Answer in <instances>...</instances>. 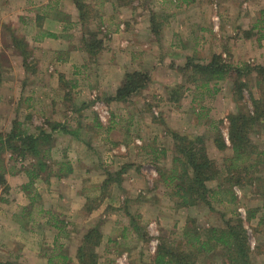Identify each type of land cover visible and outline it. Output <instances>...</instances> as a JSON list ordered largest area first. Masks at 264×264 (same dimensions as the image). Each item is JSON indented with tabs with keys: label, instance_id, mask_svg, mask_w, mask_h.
<instances>
[{
	"label": "rangeland",
	"instance_id": "1",
	"mask_svg": "<svg viewBox=\"0 0 264 264\" xmlns=\"http://www.w3.org/2000/svg\"><path fill=\"white\" fill-rule=\"evenodd\" d=\"M77 1L82 6L81 21L88 28L84 41L89 43V56L84 68L85 74L82 73L86 77L83 94L85 99L91 89L98 87L100 72L103 77L109 70H103L96 60L99 51L107 48L104 46L105 42L109 43L111 40L104 37V33L100 37L89 31L94 29L91 25L99 17L104 18L105 13H109V8L112 10L109 14L114 19L113 24L117 20H128L124 23H127L130 47L117 51V57L123 64L121 68H126L128 58L132 55L136 60L131 64L144 62L142 69L136 71L147 73L150 81L129 103L107 104L104 100L108 97H102L99 89H95L97 96L94 99L84 102L87 109L92 108L96 114L88 111L89 124L95 128L98 123L101 129L96 131L90 128V131L97 134V138L93 136L89 140V143L96 144L95 148H89V152L105 175V181L99 190L89 189V198L82 214L69 222L73 241L65 240L64 243L57 244L54 250L43 248L44 254L48 251L52 256L51 261H44V264H81L78 250L83 247L84 242L83 239L80 242L79 237L82 233L85 236L91 231L99 238L94 241L96 245L88 247L85 253L95 257L84 259V264H152L157 246L162 241L187 254L195 264H229L220 246L210 253L196 252L190 247L189 234L184 235V231L185 228L189 232L196 229L202 241H205L211 236V230L224 231L227 226L238 228L239 225L249 242V264H264V118L248 129L251 143L263 155L257 158L252 155L249 159L243 157L236 164L232 163L237 169L231 171V176L234 180L241 181L238 185L226 181L228 172L225 170L229 164L227 161L233 158L226 117L230 114L252 116L251 98L258 101L264 97V81L261 78L259 80L256 72V68L264 66V24L260 23L261 20L264 23V0L123 1L121 7L125 11L111 9L109 4H102V0H89V3L75 0ZM131 9L134 14L133 21L130 22L127 13ZM80 11L78 10L79 13ZM136 23L138 29L135 28ZM1 27L4 44L0 48V70L2 68L1 71H4V77L14 78L8 66L16 55L13 48L20 49L23 60L29 64L33 53L26 43H17L21 38L15 35V22ZM113 46L114 49L117 48V45ZM134 50L139 54L138 57ZM213 56L221 57V63L233 69L246 71L245 68L248 67V71L239 78L246 86L242 91L243 100H236L234 97V74L201 87L200 84L187 82L191 71L187 70L183 75L178 71L187 58H192L196 64L205 65ZM146 66L148 68L143 69ZM29 67L24 69L29 70ZM124 68L121 69L124 74L135 71ZM114 70L113 67L112 72ZM123 78L124 75L122 80ZM179 87L181 91L176 92L178 95L170 94L168 89ZM177 98L180 100L176 101ZM5 101L2 103L4 108L15 112L11 105L15 102L13 97ZM92 103L95 104L91 106ZM105 104L110 106L105 107ZM107 128L112 131L107 130V133ZM40 131L44 132L37 126V129L30 127L25 132L36 136ZM113 131L117 132V139L114 138ZM173 133L186 138V143L193 142L195 138L202 139L199 147H203L206 158L214 164V178L204 183L207 205L202 202L189 207L176 205L177 199L173 195L175 183L168 185L166 182L172 169L182 173L180 164H173V159L177 157ZM218 133L226 144L223 150H219L213 143ZM0 135L5 137L8 134L0 127ZM122 140L128 144L123 146L125 151L119 145H122ZM52 145L51 139L46 146L48 152L38 157V160L48 166L45 171L40 172L43 175L56 165L50 155ZM10 155V152H4L0 157V176L6 184L7 171L14 176L15 173L29 169L37 161L31 156L20 160L15 154L12 157ZM124 170L125 176H121ZM131 175L140 176V182L136 183L138 185L135 189H123L125 179ZM92 182L89 180V184ZM3 186H0V191L7 193L3 192ZM15 186L17 185L11 189L16 190ZM35 188L32 183L28 190ZM8 189L11 190L9 186ZM215 234L218 235L219 232ZM2 247L4 246L0 244V264L9 263L3 255L5 248ZM70 250L76 255L73 259L65 256Z\"/></svg>",
	"mask_w": 264,
	"mask_h": 264
},
{
	"label": "crops",
	"instance_id": "2",
	"mask_svg": "<svg viewBox=\"0 0 264 264\" xmlns=\"http://www.w3.org/2000/svg\"><path fill=\"white\" fill-rule=\"evenodd\" d=\"M84 1L89 3V0ZM138 1L132 0L133 3ZM102 2L105 6L109 4L111 9L126 10L117 5V0ZM111 11L109 8V13ZM109 13L107 11L104 18L99 17L97 22L91 25L93 30L89 29L100 37L104 33L103 36L111 40L109 43L105 42L104 46L107 48L99 51L96 60L103 70L109 69L103 77L100 72L98 87L95 88L102 92V97H112L119 87L124 75V66L121 68L123 64L117 57V51L130 47L127 23H124L128 20H117L118 22L113 24L114 19ZM133 14V9L127 13L130 22L133 21ZM82 17L83 14L78 12L75 0H0V48H3L4 44L1 26L15 22V35L21 38V41L16 38L17 43H26L33 53L29 64L23 60L21 50L11 46L16 55L8 66L14 78L4 77V71H1L2 68L0 70V127L9 134L13 121H16L24 132L30 127L37 129V126H40L53 140L50 155L56 163L47 174L39 173L38 178L32 182L36 188L27 191L22 189V185L28 183L25 171L15 173L14 176L9 175L10 171H7L5 178L10 189L14 185L17 186L16 190L11 189L7 193L0 191V244L5 248L4 257L10 261L5 262L6 264H29V261L30 264L49 263L52 256L48 251L44 254L43 248L54 250L57 244L64 243L65 240L73 241L69 222H73L75 217L82 214L89 198V189L99 190L105 181V175L99 170L97 161L92 158L89 150L95 148V142L89 143V140L93 136L97 138V134L90 131L93 127L88 121V111L90 114H96L92 108L89 107L88 110L84 102L94 99L97 91L91 89L86 99L83 95L86 80L83 74L89 52L84 41L88 28L83 25ZM135 28L138 29V23ZM115 41L119 42L115 44ZM113 45H117V48L114 49ZM134 54L139 56L135 50ZM128 60L124 69L139 71L144 66V62L131 64L136 60L132 55ZM27 66H30L29 70L24 69ZM113 67L115 72H112ZM147 68L148 66L143 69ZM12 97L15 102L11 105L15 112L5 109L2 104ZM99 129L97 123L93 130ZM105 130L107 133L112 131L110 128ZM113 132L114 138L117 139V132ZM121 143L120 148L125 151L123 146L128 144L123 140ZM125 172L124 170L121 176H125ZM139 177L129 176L122 188L135 189L138 185L136 183L140 182ZM89 180L93 182L89 184ZM83 236L84 233L79 237L80 242ZM62 247L64 249V245ZM65 256L71 259L76 257L72 250ZM59 258L65 259L61 256ZM26 260L29 261L24 262Z\"/></svg>",
	"mask_w": 264,
	"mask_h": 264
},
{
	"label": "trees",
	"instance_id": "3",
	"mask_svg": "<svg viewBox=\"0 0 264 264\" xmlns=\"http://www.w3.org/2000/svg\"><path fill=\"white\" fill-rule=\"evenodd\" d=\"M123 1L132 2V0H117V5L121 6V2ZM75 4H77V9L80 11L82 8L81 4L78 1ZM260 23L264 24L263 20ZM87 45L89 46V43ZM220 59L221 57L213 56L205 65H199L194 63L192 58H187L184 65L178 68V71L181 75L185 74L187 70L191 71V77L187 79V82L194 83L195 85L200 84L201 87H206L212 81H222L234 74L236 77L234 79V81L236 80L234 82V97L236 100H243L242 91L246 86L239 78H242L243 73L248 71V67L247 69L245 68L246 71L237 68L233 69L231 66L221 63ZM256 72L259 80L261 78L264 81V66L256 68ZM149 81V75L145 72H125L124 78L115 94L112 97L106 98L104 102L107 104L110 102L127 103L140 93L141 90L145 89ZM180 89L181 87L168 90L170 94L176 96L178 95L176 92ZM175 100L179 101L180 99L177 98ZM251 106L252 116L250 117L245 114H230L226 117L228 122V141L233 154V158L227 161L229 164L225 167L226 173L228 172L226 181L235 185L240 184L241 181L234 180L233 176H231V171L237 169L232 163L236 164L238 161L243 160V157L249 159L252 155L255 158L263 155V153L257 152L256 147L251 143L248 129L250 125L264 118V97L258 101L251 98ZM172 138L175 141V153L177 155L173 159V164L179 163L182 173L179 174L175 172L176 170L172 169L166 182L169 183L168 185H171L172 182L175 183L176 190L173 195L177 199V207H189L197 202L207 205V190L204 183L209 179H213L216 172L213 167L214 164L203 153V147H199V144L201 145V142H203L202 139L195 138L193 142L186 143L188 140L178 136L176 133L172 134ZM51 139L50 135L41 131L36 136L27 134L20 129V125L16 121L12 123V128L8 135L5 137L0 135V157L4 152H10V157L15 154V157L20 160L25 159L27 156L33 157L34 161L37 160L29 169L24 170L29 182L22 187L23 190L27 191L28 187L32 185L33 180L38 178L39 173L45 171V168H47L44 162L42 163L38 160V157L48 152L46 146ZM213 143L219 150L226 148V144L220 133H218ZM0 165H2L1 160ZM107 180L110 182V179ZM2 185H4L3 192H7L9 190L8 186L3 177L0 176V186ZM185 230L184 235L187 236L189 234L191 238L190 247L195 249L196 252L210 253L212 249L220 246L225 252V258L229 264H249V242L245 231L240 225L238 228L227 226V229L224 231L211 230V236L205 241H202L201 235L196 229L193 232H189L186 228ZM215 232H219V234L216 235ZM98 238V235L93 231L84 236V245L78 250V260H80L81 264H84V259L88 260L95 257L90 253L87 255L85 252L88 250V247L96 245L94 241ZM210 243H212V246H209ZM180 251L176 247L167 246L162 241L157 246L152 264H195L194 260L189 259L187 254Z\"/></svg>",
	"mask_w": 264,
	"mask_h": 264
}]
</instances>
